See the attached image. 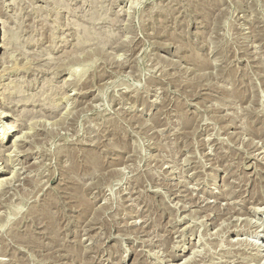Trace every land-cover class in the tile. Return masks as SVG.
<instances>
[{"label": "rangeland", "instance_id": "obj_1", "mask_svg": "<svg viewBox=\"0 0 264 264\" xmlns=\"http://www.w3.org/2000/svg\"><path fill=\"white\" fill-rule=\"evenodd\" d=\"M0 23V264H264V0Z\"/></svg>", "mask_w": 264, "mask_h": 264}, {"label": "bare ground", "instance_id": "obj_2", "mask_svg": "<svg viewBox=\"0 0 264 264\" xmlns=\"http://www.w3.org/2000/svg\"><path fill=\"white\" fill-rule=\"evenodd\" d=\"M5 23V22H4ZM0 25H2V23H0ZM1 29H2V27H1ZM0 29V30H1ZM8 34L9 33H7L6 32V34H5V36L2 38V35H0V40L1 39H4V42H5V44L4 45H1L0 44V50H2V49H5V50H8V47L11 45V41H10V38H8ZM5 47V48H4ZM1 60V59H0ZM1 62V61H0ZM6 106V105H5ZM7 117H9V115H7L5 112H2V113H0V123L1 124H4L3 123V120L4 119H6ZM4 128H7L6 126H5V124L3 125V129ZM10 128H13V126H11ZM5 135V132H4V134H3V136ZM3 136H1V133H0V142H2L3 143V139L1 138V137H3ZM18 139V138H17ZM17 141V140H16ZM24 141H25V139H24ZM27 141V140H26ZM16 146V145H15ZM19 147V146H18ZM14 153H16L15 151H14ZM19 153V152H18ZM8 181V179L6 180H3V178L1 179L0 178V185H2V187L4 186V188H5V186L6 185H8L9 184V182H7ZM12 184V183H11ZM8 187H9V185H8ZM2 189V188H1ZM10 190V189H9ZM6 191V190H5ZM2 192V191H1ZM9 194V193H8ZM0 195H1V193H0ZM264 204V203H263ZM261 205V204H260ZM2 207V206H1ZM262 208V207H261ZM260 209V208H259ZM261 210V209H260Z\"/></svg>", "mask_w": 264, "mask_h": 264}]
</instances>
